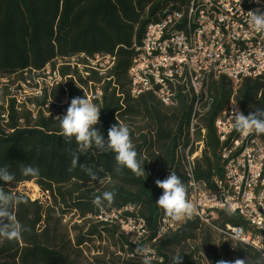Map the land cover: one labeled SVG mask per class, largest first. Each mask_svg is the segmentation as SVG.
Returning a JSON list of instances; mask_svg holds the SVG:
<instances>
[{"label":"trees","instance_id":"1","mask_svg":"<svg viewBox=\"0 0 264 264\" xmlns=\"http://www.w3.org/2000/svg\"><path fill=\"white\" fill-rule=\"evenodd\" d=\"M189 1L0 0V78L27 68L41 69L56 58L79 53L112 55L116 60L112 71L116 88H111L108 82L104 84L100 124L95 127L107 140L108 129L117 121L125 124L128 118H142L148 133H136L134 138L130 131L137 158L145 170L138 177L127 168L118 170L116 154L101 151L95 145L79 154V163L69 171L78 145L74 137L63 135L59 120L39 115L34 122L26 118L24 129L9 135L0 132V168L7 166L15 174L10 184L0 181V188L19 198L12 211L27 229L19 240L0 237V264H143L138 249L144 247L150 249L151 264H173L177 255L183 256L182 264H188L197 250V244H190L197 240L205 244L211 264L236 259H245L246 264H264L255 250L224 239L198 220L187 221L153 242L157 222L167 218L155 203L163 192L155 181L174 171L187 186L177 156L184 155L190 144L191 105L186 98L172 109L165 108L151 95L133 99L127 74L135 54L134 45L141 43L147 25L157 22L166 11H185ZM117 91L121 97L116 96ZM210 94L212 106L199 121L205 136L201 155L195 160L194 175L197 182L212 190L214 182L223 179L215 120L232 96L245 115L255 108L264 109V78H245L234 91L232 83L221 77L211 82ZM74 97L83 98V95L71 80L51 94L55 103L66 100L65 112ZM8 116L9 129L15 128L17 115L12 106ZM258 136L264 141V134ZM193 152L192 148L189 154ZM21 165H30L39 172L34 176L22 175ZM85 166L100 180H92ZM26 182H34L41 192H48L49 199L44 203L31 201L26 194L18 192L17 187ZM105 191L115 193L114 203L109 206L105 201L103 209L97 208L93 200ZM128 206L145 221L149 232L146 238L130 239L113 219L90 224L93 218ZM71 212L82 220V225L69 228L64 224V217ZM216 223L243 225L239 217L227 211L218 212ZM81 228H86V232L79 233ZM102 235L112 239L116 252L111 255L102 252L89 262L84 248L93 241L102 243ZM215 236L224 240L220 246L215 245ZM230 243L236 247L231 249ZM181 246H189V253L184 250L176 253Z\"/></svg>","mask_w":264,"mask_h":264},{"label":"built area","instance_id":"2","mask_svg":"<svg viewBox=\"0 0 264 264\" xmlns=\"http://www.w3.org/2000/svg\"><path fill=\"white\" fill-rule=\"evenodd\" d=\"M257 8L264 12V0L259 4L255 0H190L185 11H166L157 22L148 24L141 43L134 45L127 74L130 97L151 95L169 109L177 107L182 98L191 105L190 144L184 155L177 157L187 178V196L199 214L181 222L160 219L153 242L187 221L198 220L224 239L252 248L264 261V141L256 134L244 136L235 130L231 115L238 105L234 96L214 124L223 179L215 181L211 190L194 175L205 136L199 121L213 103L211 82L225 77L235 91L245 78H264V33H257L246 15ZM115 61L112 55L79 53L56 58L41 69L27 68L1 77L0 132L9 135L26 128V118L34 122L39 115L52 120L65 115L66 100L55 103L51 94L69 80L83 97L101 108L104 84L116 88L112 75ZM116 96L122 95L117 91ZM10 106L17 115L12 129L8 127ZM192 148L196 150L189 154ZM48 196V192H40L37 198L28 197L44 203ZM229 205L232 214L243 221L242 226L216 223L218 212ZM111 216L124 235H149L145 221L130 206L113 210ZM97 219L106 221L101 215Z\"/></svg>","mask_w":264,"mask_h":264},{"label":"clouds","instance_id":"3","mask_svg":"<svg viewBox=\"0 0 264 264\" xmlns=\"http://www.w3.org/2000/svg\"><path fill=\"white\" fill-rule=\"evenodd\" d=\"M259 4L260 0H255ZM249 18V23L257 33H264V12L259 8L246 13ZM254 107V106H252ZM101 109L86 95L74 97L63 116H57L62 133L65 137L75 138L78 148L77 154H73L71 167L75 168L79 163V154L84 153L93 145L101 151L114 152L115 160L120 168H127L133 174L140 177L145 174L144 166L138 160V153L132 142L130 129L126 124H113L107 132V140L95 127L100 120ZM234 120V128L244 136L251 134H264V109L255 108V111L245 115L241 112L238 106L232 112ZM84 170L94 181L100 180V177L92 171L90 167H84ZM22 175H37L39 170L32 166L21 165ZM15 179V174L10 172L8 167L0 168V181L10 184ZM102 182V181H101ZM157 187L163 190L162 195L155 201L157 206L162 209L166 217L173 221L181 222L186 219H191L194 215H198V207L187 196V186L182 182L180 177L174 171L163 180L155 181ZM115 193L105 191L102 196H97L93 200V204L100 209H103L104 202L110 206L114 203ZM19 198L0 188V237L8 240H19L22 233L27 229L24 228L16 219L12 209L16 207ZM228 214L232 213L231 206L226 207ZM138 251L143 256V264H151L150 249L147 247L139 248ZM183 256H174L173 264H182ZM217 264H246L245 259H236L234 262L219 260Z\"/></svg>","mask_w":264,"mask_h":264},{"label":"rangeland","instance_id":"4","mask_svg":"<svg viewBox=\"0 0 264 264\" xmlns=\"http://www.w3.org/2000/svg\"><path fill=\"white\" fill-rule=\"evenodd\" d=\"M144 123L145 120L142 118H128L126 121V125L129 127L130 131L133 132L134 138H137V135H139L140 133H146L145 128H144ZM137 133V135H136ZM134 140V139H132ZM193 150H196L195 148H193ZM182 154H178V156H180ZM201 155V154H200ZM147 157V152L144 154V158ZM95 187V186H92ZM17 191L18 192H22L24 194H26L27 196L31 197V198H37L40 196V190L39 188L36 186V184L34 182H26L23 183L21 185H19L17 187ZM104 218H109V219H113L116 220V218L114 216H111L110 214L105 213L104 215H101ZM100 221L97 218H93L91 220L90 224H94L96 221ZM64 224H66L69 228L72 227L73 225H82V220H78V216L74 213L71 212L70 214H67L64 217ZM88 226V225H87ZM79 233H85L86 232V228L81 230H78ZM140 237V236H139ZM138 235H133L130 239L132 240H137ZM215 239V245L216 246H220V243H222L224 240H221L220 238H218L217 236L214 237ZM102 243H99L98 241H93L92 244L88 245V247L84 248L85 250V257L89 260V262H91V259L93 258V256H96L98 254L106 253V254H113L116 252L115 247H114V242L112 241L111 238H104V236L102 235ZM197 244V250L196 252L192 255V259L188 262V264H211L212 263V259L211 256L209 255V253L207 252V249L205 248V244H201L200 240H197L195 243H191V245ZM229 246L231 247V249H234L236 247L235 244L230 243ZM180 250H184L187 252V254L190 251V247L189 246H181L180 248L176 249V253H178ZM85 264H88L87 262H85Z\"/></svg>","mask_w":264,"mask_h":264}]
</instances>
